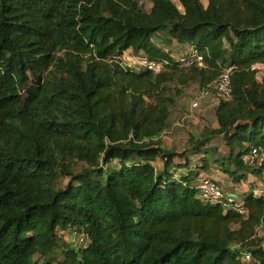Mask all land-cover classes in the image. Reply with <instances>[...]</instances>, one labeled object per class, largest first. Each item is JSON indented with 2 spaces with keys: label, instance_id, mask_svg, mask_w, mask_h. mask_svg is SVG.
<instances>
[{
  "label": "trees",
  "instance_id": "1",
  "mask_svg": "<svg viewBox=\"0 0 264 264\" xmlns=\"http://www.w3.org/2000/svg\"><path fill=\"white\" fill-rule=\"evenodd\" d=\"M143 4L0 0V264H264V78L251 68L264 0ZM174 41L201 65L175 60ZM128 49L167 62L125 65ZM228 66L225 99L214 82ZM191 83L217 93L216 125L166 147L173 96ZM210 159L254 177L246 216L199 198Z\"/></svg>",
  "mask_w": 264,
  "mask_h": 264
},
{
  "label": "rangeland",
  "instance_id": "2",
  "mask_svg": "<svg viewBox=\"0 0 264 264\" xmlns=\"http://www.w3.org/2000/svg\"><path fill=\"white\" fill-rule=\"evenodd\" d=\"M176 2V0H174ZM203 2L205 0H202ZM151 0H144L143 6L148 9L150 6ZM166 36L165 32H160L154 35V40L156 39L158 42H162L164 37ZM182 47V46H181ZM181 47L175 48L172 51L173 55L178 54V49ZM141 54H133L130 49L126 50L122 57V62L125 65H132L134 67H139V58ZM173 91V89H171ZM199 88L196 84L191 83L188 87H186L183 92L179 95H174V103L170 106V116L168 120L167 129L162 132L159 140L166 147H173L179 149L181 146L185 145L186 139L190 134H200V130L203 127V130L206 127H213L215 123L214 117V99L217 98V93L215 91H210L207 94H202V98L200 99L199 105L197 108L192 109L190 107V101L194 96H196L199 92ZM202 93V92H201ZM200 93V94H201ZM212 145L216 144L220 146V142L217 139H211ZM227 151L223 147L221 149L216 150L215 156H222V154H226ZM210 163L212 164L214 161L210 159ZM219 167V166H218ZM207 173L208 177L212 176L214 180H216L220 185H223L224 179H230L232 181V185L237 189V194L235 195V199L240 201L242 199V194L239 190H242L246 185L245 181H233L231 175H236L235 172L228 171H217L215 169H208ZM251 178V176H250ZM258 184L264 188V180ZM65 239H68L67 232L64 233ZM74 239L78 240V235L74 234ZM264 244V242H263Z\"/></svg>",
  "mask_w": 264,
  "mask_h": 264
},
{
  "label": "built area",
  "instance_id": "3",
  "mask_svg": "<svg viewBox=\"0 0 264 264\" xmlns=\"http://www.w3.org/2000/svg\"><path fill=\"white\" fill-rule=\"evenodd\" d=\"M142 1L143 0H139V3H142ZM179 8L181 7L179 6ZM173 58L183 65H188L193 62L201 65L200 54L192 46L189 45L185 46L184 49H181V53L179 52L177 55H173ZM166 62L167 60L165 59L152 60L146 58L145 56H141L138 61L139 67H144L155 73L162 71L164 68V63ZM251 68L255 71V79L259 82L262 81V79L264 78V62H255L251 65ZM231 69L232 66L226 67L214 82L217 93L225 99L230 95L229 75ZM198 92L199 93L190 101L191 108L198 107L200 99L202 98L201 95L204 93L207 94L208 90L201 89ZM247 160L251 162L250 158H247ZM253 193L264 198V188L261 186L255 188L253 190ZM197 194L203 201H207L209 203H218L221 204L224 208L235 209L242 215H247V209L242 205L241 200L237 201L235 199V196L225 193L222 186L211 177L205 175L200 177L197 182ZM260 226L261 225H259V227L257 228V235L262 236L264 239V229L260 228ZM245 258L248 259L249 255L245 254Z\"/></svg>",
  "mask_w": 264,
  "mask_h": 264
},
{
  "label": "crops",
  "instance_id": "4",
  "mask_svg": "<svg viewBox=\"0 0 264 264\" xmlns=\"http://www.w3.org/2000/svg\"><path fill=\"white\" fill-rule=\"evenodd\" d=\"M182 44H178V43H176L175 41L172 43V45H171V50L173 51V49L175 48V50L178 48V47H180ZM214 108H215V106H216V104H217V98L216 99H214ZM216 125V124H215ZM214 125V126H215ZM213 126V127H214ZM221 148H223V147H221ZM211 169H213V171L215 170V169H217V171H220V167H218V165L216 164V163H213V167H211ZM209 176V174L208 173H206V172H202V173H200V177L201 176ZM247 176V178H246V180H244L245 182H246V185L244 186V188L242 189V190H239V192H241V194L243 195V193L245 192V191H248L249 189H250V183L254 180V177L251 175V174H248V175H246ZM250 176H251V178H250ZM210 177H212V176H210ZM234 181V180H233ZM232 183V181L230 180V179H224V181H223V185H221L222 186V188H223V190H224V192L225 193H227V194H230V195H232V196H235L236 194H237V189L236 188H234V186L231 184ZM253 184V183H252Z\"/></svg>",
  "mask_w": 264,
  "mask_h": 264
}]
</instances>
